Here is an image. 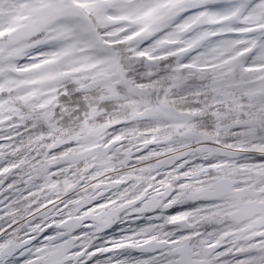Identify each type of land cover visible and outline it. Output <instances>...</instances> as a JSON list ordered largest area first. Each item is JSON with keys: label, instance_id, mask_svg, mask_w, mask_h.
Wrapping results in <instances>:
<instances>
[{"label": "snow or ice", "instance_id": "obj_1", "mask_svg": "<svg viewBox=\"0 0 264 264\" xmlns=\"http://www.w3.org/2000/svg\"><path fill=\"white\" fill-rule=\"evenodd\" d=\"M0 264H264V0H0Z\"/></svg>", "mask_w": 264, "mask_h": 264}]
</instances>
